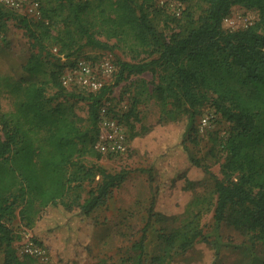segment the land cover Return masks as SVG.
<instances>
[{
  "label": "trees",
  "instance_id": "obj_1",
  "mask_svg": "<svg viewBox=\"0 0 264 264\" xmlns=\"http://www.w3.org/2000/svg\"><path fill=\"white\" fill-rule=\"evenodd\" d=\"M54 1L56 5L47 7L39 1L41 20L0 5V34L12 19L25 30L34 50L23 66L30 79L13 86V92L20 94L16 111L1 118L0 248L4 264H23L12 245L9 225L16 212L29 228L44 210L53 208L68 221L74 211L88 220L125 180L123 172L86 167L75 158L95 154L100 110L112 87L148 71L158 79L152 96L162 106L159 125L184 122L178 144L184 167L178 166L183 170L172 182L175 186L181 181L182 190L191 192V198L181 213L165 214L155 208L153 197L127 263L168 264L174 254L192 248L203 237L201 220L210 211L217 223L232 226L252 243H264V0H179L196 1L202 12L197 19L188 13L184 29L168 39L149 17L147 9L153 0H141L139 6L137 0ZM234 6L257 10L258 20L244 29H224L223 20ZM56 25L59 28L54 33ZM103 27L108 37H129L146 58L115 63L118 70L113 83L96 93L65 88L61 77L74 64L70 58L77 50L113 48L97 38ZM39 75L43 77L32 80ZM61 98L87 102V117H78L74 107L66 106ZM208 100L231 126L223 147L226 157L221 178L186 144L196 134L195 119ZM139 136L136 131L130 134L131 140ZM86 182L95 185L81 202ZM155 224L161 226L159 243L148 256L144 243Z\"/></svg>",
  "mask_w": 264,
  "mask_h": 264
},
{
  "label": "rangeland",
  "instance_id": "obj_2",
  "mask_svg": "<svg viewBox=\"0 0 264 264\" xmlns=\"http://www.w3.org/2000/svg\"><path fill=\"white\" fill-rule=\"evenodd\" d=\"M38 1L45 7L56 5L54 0ZM141 2L137 0L135 5L139 6ZM147 10L157 31L168 39L184 29L188 13L197 19L202 6L196 1L153 0ZM226 18L223 20L224 29H244L258 20V11L234 6ZM105 27L101 28L97 38L108 43L112 49L85 46L77 50L70 61L86 59L97 62L109 58L118 63L146 58L147 54L137 48L129 37H108ZM57 28L59 25L54 28V33ZM50 49L55 53L52 47ZM33 51L25 30L12 19L7 20L5 31L0 34V137L3 136L1 118L16 111L20 96L13 92V86L30 79L23 66ZM46 68L49 70L50 65ZM42 77L39 75L32 80ZM113 79L107 83L112 84ZM157 81L156 75L150 71L130 76L113 86L103 99L109 113L120 121L126 131L128 147L124 153L115 156L101 154L97 158L96 151L94 155L84 154L75 158L86 167L101 166L110 173L123 172L125 180L113 190L105 204L91 213L88 220L77 217L74 211L68 221L63 212L53 208L44 210L34 227L29 228L20 221L16 212L9 225L14 237L12 245L20 262L31 264L32 260L34 264H41L18 252L25 235L31 234L46 249V264H128L130 249L141 236L153 197L158 211L165 214L183 211L191 192L182 190L181 181L174 186L172 179L183 170L178 166L184 167L185 158L178 149L184 122L159 125L162 106L152 96ZM51 93L52 90H49L48 94ZM59 101L66 106L72 105L78 117H87V102L76 99L65 102L64 98ZM203 117L209 118L205 126L201 125ZM194 125L196 134L186 142L190 152L221 178L220 168L226 157L223 147L231 130L230 124L208 100L200 109ZM144 129L147 130L144 132ZM135 131L141 136L131 140L130 134ZM94 185L95 182L84 184L81 202ZM200 192L201 189H198ZM201 226L203 237L192 248L174 254L168 264H264V243H252L249 236L232 226L217 223L213 211L202 217ZM160 228L159 224H155L147 232L144 247L148 256L157 249ZM0 264H4L3 248H0Z\"/></svg>",
  "mask_w": 264,
  "mask_h": 264
},
{
  "label": "built area",
  "instance_id": "obj_3",
  "mask_svg": "<svg viewBox=\"0 0 264 264\" xmlns=\"http://www.w3.org/2000/svg\"><path fill=\"white\" fill-rule=\"evenodd\" d=\"M0 5L34 20L42 18L41 4L38 0H0ZM117 70V66L109 58H103L97 62L77 59L63 72L61 82L69 90L96 93L108 84L107 82L115 76ZM208 121V117H203L201 125H207ZM127 147L128 140L124 127L104 105L100 110L98 135L94 149L102 155L115 156L124 153ZM18 252L41 264L47 262L46 249L35 243L31 234L25 235Z\"/></svg>",
  "mask_w": 264,
  "mask_h": 264
}]
</instances>
